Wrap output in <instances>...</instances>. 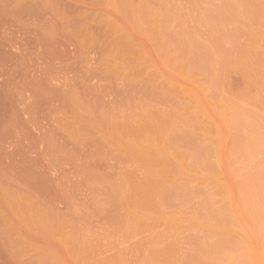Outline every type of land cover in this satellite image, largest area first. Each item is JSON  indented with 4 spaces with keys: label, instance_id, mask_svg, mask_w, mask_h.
<instances>
[{
    "label": "rangeland",
    "instance_id": "obj_1",
    "mask_svg": "<svg viewBox=\"0 0 264 264\" xmlns=\"http://www.w3.org/2000/svg\"><path fill=\"white\" fill-rule=\"evenodd\" d=\"M0 264H264V0H0Z\"/></svg>",
    "mask_w": 264,
    "mask_h": 264
}]
</instances>
